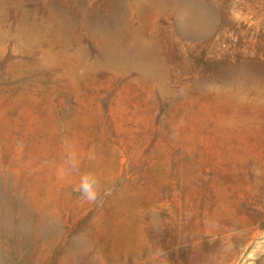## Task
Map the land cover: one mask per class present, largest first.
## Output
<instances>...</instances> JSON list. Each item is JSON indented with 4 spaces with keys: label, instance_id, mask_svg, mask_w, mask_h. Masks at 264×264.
Returning <instances> with one entry per match:
<instances>
[{
    "label": "rangeland",
    "instance_id": "1",
    "mask_svg": "<svg viewBox=\"0 0 264 264\" xmlns=\"http://www.w3.org/2000/svg\"><path fill=\"white\" fill-rule=\"evenodd\" d=\"M47 5L66 25L52 57L0 38V264L50 237L39 264L80 237L90 250L71 264H264V0ZM197 7L202 32L179 31ZM115 26L160 78L107 58L94 33ZM81 173L99 179L96 203L74 190Z\"/></svg>",
    "mask_w": 264,
    "mask_h": 264
},
{
    "label": "bare ground",
    "instance_id": "2",
    "mask_svg": "<svg viewBox=\"0 0 264 264\" xmlns=\"http://www.w3.org/2000/svg\"><path fill=\"white\" fill-rule=\"evenodd\" d=\"M30 1L0 0V38L8 37L15 45L26 49L38 46L44 56L52 57L54 54L50 49L51 47L55 46V48L63 49V33L61 29L66 27L64 18L62 15L54 13L49 9V5H47L49 0H33L34 3L39 1L43 6L46 5L45 8L47 9L45 10L47 11L46 18L37 17L34 10L24 7ZM9 9H13L14 11L12 18H9ZM153 9L157 11L160 7L155 5ZM204 18V13L200 7L189 10L187 8H180L178 10L179 31L184 32L186 28L192 31H201ZM71 29L69 28V32L72 34L71 38L73 41H77V34ZM94 29H98L95 23ZM95 32L94 37L99 38L101 41L100 48L102 52L107 58H112L118 62L121 70L135 72L144 78H160V73L162 72H160L161 64L156 60L152 51L147 50L141 45L139 38H136L135 34L133 38L129 36L131 37V41L125 46L126 51L122 52L120 49L118 50V47L122 45L123 39L126 40L129 37L126 36V33H121L119 27L115 26L113 29H105L104 32ZM71 53L70 59L74 58L75 49ZM52 240V237H50L46 241L45 246H42V251L38 255L34 254L29 258H20L19 264H39L42 255H45V252L53 242ZM88 249L89 247L85 238H77L73 242L66 243L64 252L55 263L71 264L76 257H80L88 252ZM89 264H102V260L91 258Z\"/></svg>",
    "mask_w": 264,
    "mask_h": 264
},
{
    "label": "clouds",
    "instance_id": "3",
    "mask_svg": "<svg viewBox=\"0 0 264 264\" xmlns=\"http://www.w3.org/2000/svg\"><path fill=\"white\" fill-rule=\"evenodd\" d=\"M67 162L71 170L79 173L78 166L72 162V154L68 155ZM74 190L80 193L83 201L96 203L101 190L99 179L92 173H81L79 183Z\"/></svg>",
    "mask_w": 264,
    "mask_h": 264
}]
</instances>
